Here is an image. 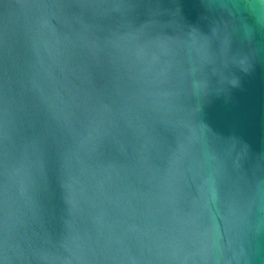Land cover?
Wrapping results in <instances>:
<instances>
[{
  "label": "water",
  "instance_id": "1",
  "mask_svg": "<svg viewBox=\"0 0 264 264\" xmlns=\"http://www.w3.org/2000/svg\"><path fill=\"white\" fill-rule=\"evenodd\" d=\"M0 264H264V0H0Z\"/></svg>",
  "mask_w": 264,
  "mask_h": 264
}]
</instances>
